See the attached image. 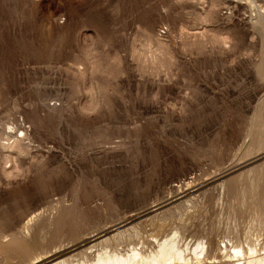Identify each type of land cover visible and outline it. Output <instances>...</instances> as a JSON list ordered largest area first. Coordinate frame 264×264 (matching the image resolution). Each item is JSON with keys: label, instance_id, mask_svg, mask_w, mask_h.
Masks as SVG:
<instances>
[{"label": "rangeland", "instance_id": "1", "mask_svg": "<svg viewBox=\"0 0 264 264\" xmlns=\"http://www.w3.org/2000/svg\"><path fill=\"white\" fill-rule=\"evenodd\" d=\"M104 229L264 256V0H0V264Z\"/></svg>", "mask_w": 264, "mask_h": 264}, {"label": "bare ground", "instance_id": "2", "mask_svg": "<svg viewBox=\"0 0 264 264\" xmlns=\"http://www.w3.org/2000/svg\"><path fill=\"white\" fill-rule=\"evenodd\" d=\"M111 230L117 231L112 236L113 238H119L122 235V231H119L118 227ZM108 232L105 229L99 231L98 235H94L92 240L97 241L100 239V242L88 244L89 246L85 250L80 251L81 243L71 244L61 250L57 249L54 253L46 255L45 258L29 261L28 264H200V260L207 253L205 249L197 253L193 250L195 255L197 254L194 257L196 262L193 263L191 247L188 243H183L175 234L162 241L152 242L149 247H144L145 245L137 246L125 251L117 246L97 248L99 243L107 242L110 239V237L105 236ZM201 255L202 257H199ZM258 263L264 264V256L258 259L255 264Z\"/></svg>", "mask_w": 264, "mask_h": 264}]
</instances>
